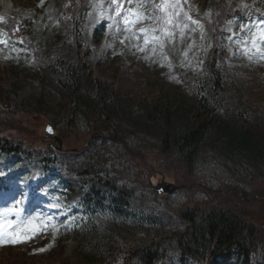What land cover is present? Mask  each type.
I'll return each mask as SVG.
<instances>
[{
  "label": "rangeland",
  "instance_id": "rangeland-1",
  "mask_svg": "<svg viewBox=\"0 0 264 264\" xmlns=\"http://www.w3.org/2000/svg\"><path fill=\"white\" fill-rule=\"evenodd\" d=\"M183 1L185 6L181 0H87L89 10L83 26V43L91 51L86 60L93 74L138 100L149 101L162 92L180 88L193 98L191 90L208 74V50L222 47L224 42L222 34L214 35L207 47L206 38L203 42L204 24L197 19L201 1ZM223 1L219 9L226 15L219 29L227 34L226 46L224 50L218 48L217 53V58H222L219 66L223 92L233 97L237 107L241 103L264 107V8L257 7L264 0ZM161 5L169 7L161 8ZM230 8L242 18L229 16L227 19ZM8 16L30 18L35 38L41 42L51 39L53 0H0V24ZM95 29H102L103 33L98 44L93 42ZM4 33L0 27V38ZM24 37L26 41L15 42L27 46L30 41ZM19 54L17 47L0 43V88H12L10 103L0 106V136L20 143L22 148L33 152V157L17 153L0 155V226L11 224L9 231L14 233L25 228L29 231L28 238L18 243L0 239V264H56L59 260L72 259L73 235H64L60 240L57 231L61 224L83 219L79 201L85 195L87 184L80 186V178L73 172L41 160L43 156L52 157L47 155L53 150L51 143L57 145L45 132L48 122L55 126L48 115L32 110L30 103L42 96L44 112H50L63 97L55 89L40 85L35 71L39 72L42 67H36L30 58L21 62ZM50 81L44 80L47 85ZM54 129L62 137L61 148L65 150L61 154L75 152L73 149L78 152L86 142L82 130ZM156 143L154 136L131 134L127 148V144L117 145L116 149L111 148L114 151L109 149L106 158L110 171L115 169L124 176L122 180L132 189L136 204L175 213L190 203L193 193L204 195L224 186L215 198L210 193V202L235 205L242 217L258 224L261 241L257 249H264L262 175L249 166L230 172L198 168L189 172L177 157L160 153ZM115 155L118 156L112 158ZM69 156L73 165L82 159L79 154ZM125 159L132 160L133 165ZM132 171H136L135 177L128 173ZM150 182H170L177 188L156 195L149 187ZM230 183L239 189L240 199L231 195L232 188L227 187ZM18 224L20 227H16ZM159 264H180L174 246ZM252 264H259L256 256L252 257Z\"/></svg>",
  "mask_w": 264,
  "mask_h": 264
},
{
  "label": "trees",
  "instance_id": "trees-1",
  "mask_svg": "<svg viewBox=\"0 0 264 264\" xmlns=\"http://www.w3.org/2000/svg\"><path fill=\"white\" fill-rule=\"evenodd\" d=\"M198 1L202 11L197 19L204 24L207 47L219 34L224 44L208 50V74L196 82L191 90L193 98L180 88L149 101L138 100L94 75L86 60L91 51L84 45L81 32L88 11L85 0H81L83 5L79 0H54L55 18L51 39L46 42L38 41L29 29L18 35L20 28L31 24L10 18L12 35L24 41L26 35L30 41L21 49L19 60L30 58L36 67L41 66L35 71L39 84L63 97L50 112H44L45 102L39 96L30 103L32 110L48 115L57 130H82L86 137L78 152L61 154L50 149L52 157L42 158L73 172L82 187L87 184L80 202L83 219L60 226L58 232L60 240L63 235H73L72 259L56 264H159L173 246L180 264H252L253 256L264 264V249H257L259 225L242 217L235 205L210 202V193L215 198L224 186L219 192L193 193L190 203L175 213L157 211L148 204H136L132 189L122 180L124 176L115 169L110 171L106 160L109 149L124 147L131 134L151 135L160 153L177 157L189 172L194 168L230 172L249 166L264 177V107L243 103L237 107L233 97L223 92L222 58H217V53L226 46L227 34L219 29L225 21L222 18L226 14L219 9L224 1ZM261 5L264 7V1ZM227 12V19L237 13L232 8ZM100 37L94 31L93 42L98 44ZM45 79H50V84ZM11 89L0 88V106L10 103ZM12 152L32 156L20 143L0 136V154ZM78 154L82 159L77 165L76 161L70 164L69 155ZM125 160L133 165L132 160ZM135 172L128 173L135 177ZM227 187L240 199L237 186L230 183Z\"/></svg>",
  "mask_w": 264,
  "mask_h": 264
},
{
  "label": "snow or ice",
  "instance_id": "snow-or-ice-1",
  "mask_svg": "<svg viewBox=\"0 0 264 264\" xmlns=\"http://www.w3.org/2000/svg\"><path fill=\"white\" fill-rule=\"evenodd\" d=\"M161 8L169 7V5H161ZM51 129H49L50 131ZM12 227L11 224H3L0 226V239L5 243H18L21 242L23 238H28L26 233L29 229L25 228L20 233L10 232L9 229ZM16 227H20L18 224Z\"/></svg>",
  "mask_w": 264,
  "mask_h": 264
},
{
  "label": "water",
  "instance_id": "water-1",
  "mask_svg": "<svg viewBox=\"0 0 264 264\" xmlns=\"http://www.w3.org/2000/svg\"><path fill=\"white\" fill-rule=\"evenodd\" d=\"M49 129L51 130L49 131ZM45 130L50 136L55 139V141L58 142V144H61V138L58 135L54 134L53 128L50 126V124H47ZM150 187L156 194H161L162 192H172L177 188L173 183L170 182H161L156 185L150 183Z\"/></svg>",
  "mask_w": 264,
  "mask_h": 264
}]
</instances>
